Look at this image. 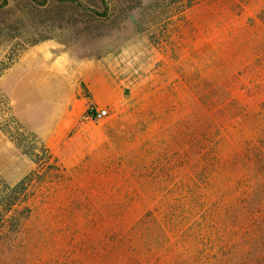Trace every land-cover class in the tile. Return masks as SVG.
Wrapping results in <instances>:
<instances>
[{
  "label": "rangeland",
  "instance_id": "obj_1",
  "mask_svg": "<svg viewBox=\"0 0 264 264\" xmlns=\"http://www.w3.org/2000/svg\"><path fill=\"white\" fill-rule=\"evenodd\" d=\"M21 182L0 264H264V0H0Z\"/></svg>",
  "mask_w": 264,
  "mask_h": 264
},
{
  "label": "trees",
  "instance_id": "obj_2",
  "mask_svg": "<svg viewBox=\"0 0 264 264\" xmlns=\"http://www.w3.org/2000/svg\"><path fill=\"white\" fill-rule=\"evenodd\" d=\"M28 191L25 182L12 187L9 193L0 188V230L8 225L17 228L29 216Z\"/></svg>",
  "mask_w": 264,
  "mask_h": 264
},
{
  "label": "crops",
  "instance_id": "obj_3",
  "mask_svg": "<svg viewBox=\"0 0 264 264\" xmlns=\"http://www.w3.org/2000/svg\"><path fill=\"white\" fill-rule=\"evenodd\" d=\"M39 74H46L47 75V83L51 86H56L57 84H59L61 82V77H60V71H39ZM65 83L70 80L69 79V75H65ZM104 81L106 82L105 84L107 85V92H108V101H106V104H112L113 102L117 101V89L115 87V84L110 81L108 78L104 79ZM63 83V81H62ZM68 83V82H67ZM66 83V84H67Z\"/></svg>",
  "mask_w": 264,
  "mask_h": 264
},
{
  "label": "built area",
  "instance_id": "obj_4",
  "mask_svg": "<svg viewBox=\"0 0 264 264\" xmlns=\"http://www.w3.org/2000/svg\"><path fill=\"white\" fill-rule=\"evenodd\" d=\"M108 116V111L107 110H103L100 111L99 109H96L95 107H90L88 109V116L89 118H104Z\"/></svg>",
  "mask_w": 264,
  "mask_h": 264
}]
</instances>
